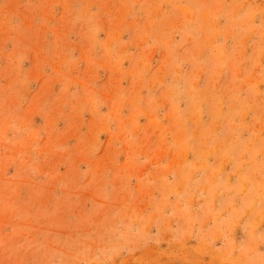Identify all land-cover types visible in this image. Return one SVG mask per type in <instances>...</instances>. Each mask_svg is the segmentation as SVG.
<instances>
[{
	"label": "rangeland",
	"instance_id": "1",
	"mask_svg": "<svg viewBox=\"0 0 264 264\" xmlns=\"http://www.w3.org/2000/svg\"><path fill=\"white\" fill-rule=\"evenodd\" d=\"M0 264H264V0H0Z\"/></svg>",
	"mask_w": 264,
	"mask_h": 264
}]
</instances>
